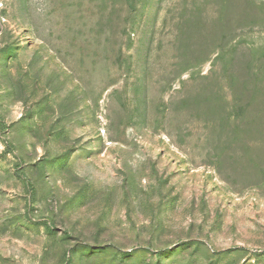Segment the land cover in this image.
Instances as JSON below:
<instances>
[{"label":"rangeland","instance_id":"374dc122","mask_svg":"<svg viewBox=\"0 0 264 264\" xmlns=\"http://www.w3.org/2000/svg\"><path fill=\"white\" fill-rule=\"evenodd\" d=\"M0 264H264V0H0Z\"/></svg>","mask_w":264,"mask_h":264}]
</instances>
